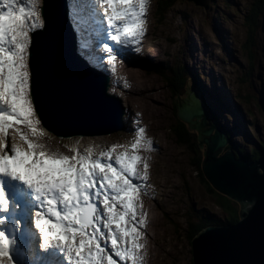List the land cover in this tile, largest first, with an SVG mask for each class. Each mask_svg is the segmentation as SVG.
I'll list each match as a JSON object with an SVG mask.
<instances>
[{"label": "rangeland", "instance_id": "obj_1", "mask_svg": "<svg viewBox=\"0 0 264 264\" xmlns=\"http://www.w3.org/2000/svg\"><path fill=\"white\" fill-rule=\"evenodd\" d=\"M256 1L207 0V9L181 1L159 21L154 14L157 0H148L145 34L137 45L139 51L128 52L122 66L111 74L118 86L110 85L109 92L121 97L127 110L126 124L130 127L108 135L66 137L39 126L52 136L50 141L47 138L43 141L51 151L71 155L69 148L75 147L81 154L90 148L93 158L101 159L100 154L94 153L96 150L106 152L113 145H128L134 140L135 130L144 129L145 144L138 155L147 161L148 178L136 181L145 186L135 209L137 222L145 221L139 229L143 233L140 243L144 245L140 250L141 264H192L187 220L201 212L222 215L214 205L213 193L202 180L203 175L200 177L198 168L192 166L194 154L178 145L169 131L175 124L176 106L184 104L185 99H200L192 78L207 92L218 94L214 97L206 94L208 102L218 121L232 131L237 146L249 152L264 140V3L255 17L253 31L246 23ZM248 32L252 37L249 52L243 48ZM159 66L167 74L168 68L174 66L188 70L180 96H174L155 72ZM217 97L228 104L227 109V105L221 108L212 99ZM222 109L228 114L221 113ZM11 135L14 133L10 131ZM194 135L197 140V133ZM199 143L203 156L204 147ZM123 151L117 148L113 160ZM138 170L143 174V163H138ZM248 207L246 204L240 208ZM106 250L111 251L110 247Z\"/></svg>", "mask_w": 264, "mask_h": 264}, {"label": "snow or ice", "instance_id": "obj_2", "mask_svg": "<svg viewBox=\"0 0 264 264\" xmlns=\"http://www.w3.org/2000/svg\"><path fill=\"white\" fill-rule=\"evenodd\" d=\"M39 3L0 0V264H30L18 257L25 230L33 228L39 248L50 258L47 264H141L139 229L145 221L137 222L135 209L145 186L136 181L148 178L147 161L138 155L144 129L135 130L128 145L102 152L103 159L93 158L90 148L81 154L72 147L66 155L43 142L52 136L39 127L28 64L30 33L40 26ZM82 3L91 18L107 26L94 43L114 42L104 43L114 72L118 57L139 51L148 0ZM146 144L151 150V142ZM117 148L124 151L113 160Z\"/></svg>", "mask_w": 264, "mask_h": 264}, {"label": "water", "instance_id": "obj_3", "mask_svg": "<svg viewBox=\"0 0 264 264\" xmlns=\"http://www.w3.org/2000/svg\"><path fill=\"white\" fill-rule=\"evenodd\" d=\"M42 30L31 33L30 88L44 129L57 136H98L119 129L121 101L76 53L68 0H41ZM206 8V0H182ZM176 117L194 124L204 146L201 172L219 194L237 202L233 225L208 226L191 240L192 264H264V154L250 161L232 150L224 130L207 122L197 100L176 106Z\"/></svg>", "mask_w": 264, "mask_h": 264}, {"label": "trees", "instance_id": "obj_4", "mask_svg": "<svg viewBox=\"0 0 264 264\" xmlns=\"http://www.w3.org/2000/svg\"><path fill=\"white\" fill-rule=\"evenodd\" d=\"M181 2V0H157L155 4V15L157 16L159 21H162L164 19L165 14L174 7V5ZM264 0H257L253 8L251 9V15L247 17L248 22L247 26L252 31L255 28V17L256 15L261 11V8L263 6ZM250 22V23H249ZM217 30V28H216ZM250 44H252V37L249 36V32L247 34V41L244 44V49L249 52ZM249 55L252 57V52L250 51ZM155 72L158 73L164 80L165 85L167 88L171 90V93L174 96H177L180 94V92L183 91L184 86L186 85L187 79H185L186 70L179 68V67H171L168 68V74L164 71V68L155 67ZM167 74V75H166ZM194 85L196 88L199 89V92L203 94L202 96H205L206 89L201 86L200 83L196 80V78H192ZM208 95V93H207ZM211 97V95H209ZM207 105V112L212 116L210 118V122H218V119L213 112L212 108L210 107V104L206 102ZM175 114V113H174ZM176 116V115H175ZM189 127V131L186 129V125L182 123L178 118L175 117V124L171 126V129L169 130L170 133L174 136L175 142L177 144L186 147L190 153L194 154L193 158V164L192 166L198 168V174L200 177H202L201 172V165L203 161V156L200 154L199 151V145L198 141L195 140V135L193 136V133ZM187 127V128H188ZM222 127V126H221ZM224 129V128H223ZM226 136L229 140L230 146H227L226 149H229L230 147L232 150L237 154H241L242 156L246 157L250 161L256 160L260 154H264V140L260 141L259 147H256L249 152H247L244 148L235 145V142L232 140V131L225 129ZM202 180L205 182L208 191L213 193V199H214V205L216 208H218L222 215L221 217H216L212 215H205L203 212H201L200 215H197L196 217L190 216L187 220V238L189 241H191L200 231L205 229L208 226H224V225H233L237 223V221L240 219V205L227 198L226 196H223L216 192L202 177Z\"/></svg>", "mask_w": 264, "mask_h": 264}, {"label": "bare ground", "instance_id": "obj_5", "mask_svg": "<svg viewBox=\"0 0 264 264\" xmlns=\"http://www.w3.org/2000/svg\"><path fill=\"white\" fill-rule=\"evenodd\" d=\"M70 2H71V14H72V17H73V23H74V25H75V30H76V33H77V37H78V39H79V41H80V44H83V43H85L88 39H90V37L92 38V39H94V37H95V39L97 40H99L100 38V34H102V30L100 29V30H98V31H100V32H98L97 33V35L96 36H94V35H91V33L89 34V32L88 31H85L86 29H85V26H86V28L88 27V24H86V22H87V20H86V18H88L89 20H91V21H94L95 23H97L99 26H101V23H100V20H98V19H93V18H91L86 12H85V9H84V5H83V3H82V0H70ZM97 11H99V7H98V5H97ZM85 26H84V25ZM103 28H106L107 26H106V24L105 25H103L102 26ZM100 33V34H99ZM99 34V35H98ZM93 42L94 41H92L91 42V45H90V48H92V47H94V50L97 52V53H101L102 51H104V47H103V45L101 44V43H98V44H100V46L102 45V49L100 48V46L98 45V44H95V45H93ZM108 42H111V41H108ZM234 42V41H233ZM113 43V42H112ZM109 44H111V43H109ZM88 45H89V43H88ZM79 53H80V55H85V56H87V58H88V65L90 66V67H94V68H96V69H98V70H100V71H102V72H106L107 71V69H108V65H109V63H108V58L107 59H104V60H106L107 61V63L105 64V67H107V68H105V67H95V66H93L92 64H94V65H97V63L95 62V61H100V59H97L98 57L97 56H94V55H92L91 53H89V51H87L86 50V48L85 47H83L82 48V45H80V49H79ZM184 53V52H183ZM107 56H108V54H107ZM214 62V61H213ZM90 63H92V64H90ZM110 66V65H109ZM214 69V68H213ZM221 73V72H220ZM167 75V74H166ZM223 76V75H222ZM112 80L113 79H109V84L111 85V87H112V85H113V82H112ZM227 85V84H226ZM126 112V111H125ZM219 124L220 125H222L220 122H219ZM30 231V234H29V237H28V243H29V245L31 246V250L29 251V252H26V251H23V253H24V256L26 255H28V261H31L32 259H33V261H35V258L36 259H38V258H40L42 255H43V252H44V250H42V249H40L39 248V244H38V250H36V252L38 251V253L36 254V256L34 257V254L35 253H33V252H35V249L33 250V248H34V245H35V242H36V236L35 235H33V233L35 232V229L33 228V229H31V230H29ZM24 245H25V243H24ZM45 256V255H44ZM46 264H47V261H46Z\"/></svg>", "mask_w": 264, "mask_h": 264}, {"label": "flooded vegetation", "instance_id": "obj_6", "mask_svg": "<svg viewBox=\"0 0 264 264\" xmlns=\"http://www.w3.org/2000/svg\"><path fill=\"white\" fill-rule=\"evenodd\" d=\"M259 76H257V78H258Z\"/></svg>", "mask_w": 264, "mask_h": 264}]
</instances>
